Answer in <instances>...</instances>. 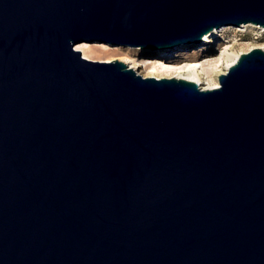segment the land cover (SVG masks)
<instances>
[{
  "label": "water",
  "instance_id": "obj_1",
  "mask_svg": "<svg viewBox=\"0 0 264 264\" xmlns=\"http://www.w3.org/2000/svg\"><path fill=\"white\" fill-rule=\"evenodd\" d=\"M264 28V0H0V264H264V50L220 87L149 51Z\"/></svg>",
  "mask_w": 264,
  "mask_h": 264
},
{
  "label": "rangeland",
  "instance_id": "obj_2",
  "mask_svg": "<svg viewBox=\"0 0 264 264\" xmlns=\"http://www.w3.org/2000/svg\"><path fill=\"white\" fill-rule=\"evenodd\" d=\"M86 44L89 45L86 50L90 51H87L86 57H84L92 61H121L128 65H131L133 61H137L143 63L148 68L159 66V63L162 61L161 56L163 51L153 52L141 48L114 46L100 42ZM224 44L232 46L230 50L232 53H247L253 48L263 47L264 49V32L253 29H249L246 32L226 30L221 40L206 42L203 45L201 43L199 45L185 46L182 48V51L170 50L169 61L171 63H179L181 61L193 62L202 61L204 57H215ZM82 54L84 55L83 52ZM205 65L206 68L211 67L209 64ZM220 70L228 72L227 64L222 65ZM140 71L142 74L145 73L142 69Z\"/></svg>",
  "mask_w": 264,
  "mask_h": 264
},
{
  "label": "bare ground",
  "instance_id": "obj_3",
  "mask_svg": "<svg viewBox=\"0 0 264 264\" xmlns=\"http://www.w3.org/2000/svg\"><path fill=\"white\" fill-rule=\"evenodd\" d=\"M249 29L259 30L264 32V28L255 25H244L242 27H223L221 29L215 30L210 35H207L202 42V45L206 42H212L214 40H221L224 36L226 30H238L241 32H246ZM89 47L88 44L83 43L76 46V50L84 53L86 57V50ZM185 46H180L170 50L182 51ZM231 45L224 44V46L219 50L215 57H204L202 61H181L179 63H171L169 60V51L163 50L161 56V62L159 66L148 68L143 63L133 61L131 65H128L136 73L142 75L145 78H177L182 80H188L196 82L200 85L203 90H214L220 87V77L223 74H227L226 71L220 70V67L227 64V70L229 71L232 66H234L240 57L246 53H232ZM257 49L253 48L252 50ZM260 49H263L260 48ZM264 50V49H263ZM161 51V50H160ZM247 52V53H249ZM205 64H209L211 67L206 68ZM140 69L144 70L145 73L142 74ZM218 79V81H217Z\"/></svg>",
  "mask_w": 264,
  "mask_h": 264
}]
</instances>
